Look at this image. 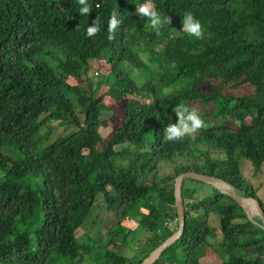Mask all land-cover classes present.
Instances as JSON below:
<instances>
[{
	"label": "trees",
	"instance_id": "obj_1",
	"mask_svg": "<svg viewBox=\"0 0 264 264\" xmlns=\"http://www.w3.org/2000/svg\"><path fill=\"white\" fill-rule=\"evenodd\" d=\"M145 2L87 0L81 15L79 0H0V264H141L178 230L174 183L190 172L264 212V192L241 174L243 160L256 174L264 165V0H151L170 20L158 34L135 11ZM185 12L200 39L177 34ZM242 87L250 93L228 94ZM179 104L204 107V127L170 141ZM118 105L124 115L102 137ZM100 195L115 220L93 240L81 228ZM181 196L183 232L154 264H199L207 249L222 264H264L258 217L196 180ZM133 244L142 252L129 256Z\"/></svg>",
	"mask_w": 264,
	"mask_h": 264
},
{
	"label": "rangeland",
	"instance_id": "obj_2",
	"mask_svg": "<svg viewBox=\"0 0 264 264\" xmlns=\"http://www.w3.org/2000/svg\"><path fill=\"white\" fill-rule=\"evenodd\" d=\"M175 33L172 31L171 35H174ZM93 75L96 76V65L93 68ZM132 77L135 79V82L140 85L142 80L138 78L136 75L132 74ZM204 92H210L208 88H203ZM250 93V90L248 88L242 87V88H236L229 90L228 94L239 97L243 95H248ZM192 107L197 111V113H205L206 110L204 107L200 106L199 104H194ZM112 111L111 113L104 114L102 116V120H104L106 123L100 128V134L102 137L108 136L120 123V120L122 119L124 115V110L121 105L113 106L111 107ZM193 109V108H192ZM219 123H221L219 121ZM230 123L234 126H237V123L234 121H230ZM54 125H57L55 123ZM56 131L60 133V135H64V131L62 130L59 125H57ZM55 134V133H54ZM122 147H117V149H121ZM261 173L256 174L254 166L247 160H243L241 162V174L243 175L244 179L253 185L255 189H258L257 193L261 194L264 192V165L261 167ZM252 217V216H250ZM115 220V216L112 212H109L106 208V205L103 201L102 196H98L95 204L89 214V217L83 224L81 228V235H86L90 237L93 240H96L99 236H102L105 234L106 229L111 228L113 222ZM129 227L131 229L135 228V223L130 222ZM169 228H173V225L170 223L167 225ZM177 232V231H176ZM175 232V233H176ZM218 241H221V236L217 231H213L211 234V243L216 248V250H220L221 248H217L216 243ZM144 244V239L141 240V245ZM141 245H132L131 251L128 254L129 256H132L135 251H141L142 248ZM128 253V252H127ZM182 259V253L179 251V260ZM216 260V261H214ZM199 264H222L221 260L218 258H215L212 254V251L205 250V255L199 260Z\"/></svg>",
	"mask_w": 264,
	"mask_h": 264
},
{
	"label": "clouds",
	"instance_id": "obj_3",
	"mask_svg": "<svg viewBox=\"0 0 264 264\" xmlns=\"http://www.w3.org/2000/svg\"><path fill=\"white\" fill-rule=\"evenodd\" d=\"M79 5V14L88 15L90 7L87 0H79ZM135 11L140 16L148 18V26L157 32V34L159 33L161 27L165 24H169L170 22L168 16H161L155 10V6L151 0H146L145 3L135 6ZM120 23L121 19L119 18V14L116 11H113L108 21L109 40L113 38V33ZM99 30L98 18H96L93 23L86 28V35L93 36L99 32ZM181 31L196 39H200L203 35L200 21L194 18L191 12H185L181 23V29L177 31V34ZM174 112L178 119L176 123L169 124L164 129V135L167 140H178L185 135L192 136L194 138L197 130L204 127V121L195 109H189L185 105L179 104L174 107Z\"/></svg>",
	"mask_w": 264,
	"mask_h": 264
},
{
	"label": "water",
	"instance_id": "obj_4",
	"mask_svg": "<svg viewBox=\"0 0 264 264\" xmlns=\"http://www.w3.org/2000/svg\"><path fill=\"white\" fill-rule=\"evenodd\" d=\"M192 179L207 185L214 187L221 194L227 195L231 197L240 207L243 208L244 212L250 217L246 206L252 205L254 210V215L260 219L261 227L264 230V212L261 209V206L258 201L253 198H242L237 195L233 189L228 186L226 183L217 179L215 177H208L204 175H200L197 173H186L179 176L174 183V198H175V209L177 211V217L179 222V227L176 233H174L171 237L166 239L158 248H156L141 264H154L161 256L164 250H166L169 246L174 244L181 237V234L184 229V208L181 196V187L184 180Z\"/></svg>",
	"mask_w": 264,
	"mask_h": 264
},
{
	"label": "bare ground",
	"instance_id": "obj_5",
	"mask_svg": "<svg viewBox=\"0 0 264 264\" xmlns=\"http://www.w3.org/2000/svg\"><path fill=\"white\" fill-rule=\"evenodd\" d=\"M246 209H247V211H248V214L250 215V216H253L254 214V210H253V207H252V205H248V206H246Z\"/></svg>",
	"mask_w": 264,
	"mask_h": 264
},
{
	"label": "crops",
	"instance_id": "obj_6",
	"mask_svg": "<svg viewBox=\"0 0 264 264\" xmlns=\"http://www.w3.org/2000/svg\"><path fill=\"white\" fill-rule=\"evenodd\" d=\"M214 261H216V260H214ZM165 264H168V263H165Z\"/></svg>",
	"mask_w": 264,
	"mask_h": 264
}]
</instances>
